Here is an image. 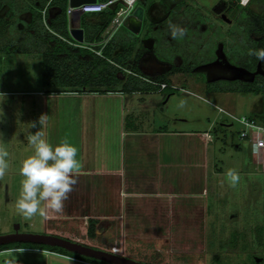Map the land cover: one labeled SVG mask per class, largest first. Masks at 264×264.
Masks as SVG:
<instances>
[{"label": "rangeland", "instance_id": "rangeland-1", "mask_svg": "<svg viewBox=\"0 0 264 264\" xmlns=\"http://www.w3.org/2000/svg\"><path fill=\"white\" fill-rule=\"evenodd\" d=\"M140 1L137 0L135 5ZM219 1L186 0L189 4L186 8L180 7L181 0H168L169 11L165 5H160L168 13L165 20L159 26L141 32L135 52L139 48L144 49V45L147 48L151 45L152 54L159 60L173 64L179 56L183 64L192 67L206 61L210 54L216 52L219 46L217 42L223 40L230 62L238 65L246 63L253 68V54L250 50H254L255 40L248 33V22L251 20L242 11L239 22L229 25L213 10ZM12 4L16 6L18 3L12 0ZM251 4L260 7L259 12H264V0H252ZM233 18L236 19L235 15ZM12 23L7 33L3 34L2 39L5 40L0 42L3 49L9 46L21 49L0 52V111H3L0 117V149L9 153L6 157L8 168L0 176V233L9 232L16 223H20V229L25 231L53 233L56 230L62 233L60 235L88 240L83 238V233L87 231L86 220L79 223L49 219L47 208L43 216L45 221H42L39 214L25 217L17 211L15 203L23 179L19 172L21 162L34 151L26 139L29 132L43 130L45 138L53 144L67 139L77 146V154L91 153L89 149H92L94 133L90 128L94 124L91 122L95 120L92 116L98 114L88 109L99 107L95 105L101 97L67 98L63 92L47 93L42 85H35L39 83V73L41 75V53L34 51L31 38L20 33ZM170 23H187L184 35L174 38L170 32ZM186 35L196 36L194 40L191 39L193 41L188 47L181 42ZM125 42L124 45L130 48L132 42ZM171 76L175 79V88L170 95L169 89L126 93L133 98L125 106L126 114L129 116L131 110L141 113L143 127L167 125L172 128L207 129L211 123L210 129H217L219 137L214 155L218 163L209 161V178L206 188L202 190L205 191L201 199L204 204L198 201V206L192 201L190 215L186 212L187 208H184L183 214L179 209L175 210L174 218L141 220L140 228L145 234H149L150 228L159 232L152 239L148 235L136 236L139 233L134 234L137 229L133 224L131 228L129 226L127 236L125 232L122 234V223L118 221L104 235L112 239L111 243L115 239L121 240L122 247L115 249L118 253L132 255L151 264H264V171L255 159L250 140L240 136L244 125L229 114L219 111V107H222L238 117L256 115L262 108V93L243 92L238 87L234 90L218 89L230 85L240 88L253 86L255 82L207 81L204 73L198 71L174 73ZM257 78L263 81V76L258 74ZM70 100L73 106L67 104ZM42 114L44 124L40 128L39 117ZM33 122L36 127H31ZM103 126L106 125L94 124L100 132ZM77 159L80 165L88 164V161L81 162L78 155ZM229 169L239 174L235 185L226 176ZM198 211L201 212L199 216ZM162 231L165 234L160 233Z\"/></svg>", "mask_w": 264, "mask_h": 264}, {"label": "crops", "instance_id": "crops-1", "mask_svg": "<svg viewBox=\"0 0 264 264\" xmlns=\"http://www.w3.org/2000/svg\"><path fill=\"white\" fill-rule=\"evenodd\" d=\"M83 13L81 12V15ZM67 15L69 28L80 25L81 15L74 21H71L72 13H68V9ZM145 28L146 26L142 25L139 34L145 31ZM127 71L130 72L128 69ZM178 73L186 72H175V75ZM168 77L174 85L175 79L171 74ZM37 82L39 83L35 85L41 86L40 73ZM156 91L161 90L148 91V93ZM63 94L67 98L89 96L103 98L95 105L99 107L88 110L98 114L96 117L92 116L95 118L92 124L98 123L100 126V123H104L106 126L102 127L101 132L96 130L94 124L90 128L94 133L91 139L92 149H89L91 153L77 154L81 162L88 161V164L80 165L77 182L64 202L63 210L58 212L48 209L49 219L82 223L88 218H98L110 221L109 226L118 221L122 223V234L125 232L124 235L127 236L128 228L133 224L137 229L134 234L139 233L136 236L148 235L152 239L154 235L158 236L159 232L155 228H150L149 234H145L141 230L142 227L140 228L141 220L174 218L175 210L179 209L183 214L184 208H187L186 212L190 215L192 201L197 204L198 201L203 203L201 199L205 196V191L202 190L206 188L209 178V161L213 164L217 162L214 151L216 153L219 134L218 131L210 129L211 123L207 129L172 128L167 125L143 127L141 113L131 110L129 116L128 113L126 114L125 106H128L133 99L128 97L126 92L68 91ZM67 104L73 106L72 100ZM80 139L82 140V137ZM217 168L219 170V167ZM200 213L198 211V216ZM41 219L45 221L43 216ZM107 230L110 231L111 228ZM160 233L165 234L163 231ZM53 234L62 233L55 230ZM61 236L111 251H115L114 246L118 248L123 244L117 239L111 243L110 238L102 239L97 236L91 238L87 235V231L83 233V238L88 240H79L75 239L78 237L64 234ZM21 248L1 249L0 264H105L49 248ZM115 252L118 253L117 250ZM129 257L139 259L132 255Z\"/></svg>", "mask_w": 264, "mask_h": 264}, {"label": "trees", "instance_id": "trees-1", "mask_svg": "<svg viewBox=\"0 0 264 264\" xmlns=\"http://www.w3.org/2000/svg\"><path fill=\"white\" fill-rule=\"evenodd\" d=\"M156 1L160 5H165V9L169 11L168 0ZM16 2L18 4L13 6L12 0H0V42L5 40L2 39L3 34L7 33L12 22H14L12 24L16 25L20 33L31 38L30 41L33 43L34 51L41 53L40 80L44 91L47 93L68 91L109 92L115 90L131 93L134 91L148 92L169 89L170 95L174 93L175 87L168 75L175 72H192L191 66L182 62L179 63L178 60L181 59L179 56H177L176 63L173 64L162 60L167 64V68L149 73L145 71L141 64L147 56L152 54L153 48L151 45L149 48L144 45V49L139 48L135 52L134 49L137 43L140 42L141 33L135 34L130 31L126 26V22L113 33L106 43H103V33L120 8V3L111 4L100 11L83 13L79 26L84 28L85 40L84 42H78L71 36L69 31V18L67 15L69 0H16ZM222 2L223 0H220L214 8H217ZM251 2L252 0L247 4H241L240 0H237V6L243 8V10L241 9L239 12L238 8L232 12V16L235 15L236 19L239 20L243 11L247 18L251 20L248 22V33L257 36L254 39L255 50L264 48V12H259L261 8L253 7ZM188 5L186 0H181L180 7L187 8ZM52 8L56 9L53 10ZM177 21L181 22L180 19H177ZM153 25L147 13L143 20V27L146 26L145 31L153 28ZM229 33L232 34L231 31ZM146 35L150 36V34ZM195 38L196 36L186 35L181 42L188 47ZM125 41L132 42L130 48L124 45ZM13 50L20 51L21 49L19 47L13 49L10 46L5 49L0 47V52H12ZM25 50L31 52L29 49ZM253 63V68H251L252 63L250 64L251 67L246 63L243 66L254 70L257 64L261 63L264 67V60L257 59L255 55H253ZM256 79L253 81L255 82L253 86L246 85L240 88L239 86L230 85L228 88L218 87V89L234 90L238 87V90L243 92L262 93L261 110L256 115L247 116L264 123V78L263 81ZM162 83H165V86L162 87ZM216 130L215 128V132H217ZM109 223L110 221L103 219L88 218L87 235L91 238L96 236L102 239L107 238L104 233L112 225L109 226ZM11 247L49 248L85 260L108 264L105 261L75 253L63 247L34 242L1 244L0 250Z\"/></svg>", "mask_w": 264, "mask_h": 264}, {"label": "clouds", "instance_id": "clouds-1", "mask_svg": "<svg viewBox=\"0 0 264 264\" xmlns=\"http://www.w3.org/2000/svg\"><path fill=\"white\" fill-rule=\"evenodd\" d=\"M169 28L174 38L184 35L185 29L179 25L170 23ZM250 53L257 59L264 60V48L250 50ZM2 116L3 111H0V117ZM43 124L44 114L39 117V127L42 128ZM31 127H36L35 122ZM26 139L34 151L21 162L19 172L23 179L15 208L25 217L35 214L44 216L46 208L62 211L64 202L77 182L80 168L78 148L67 139L51 143L45 138L43 130L30 131ZM8 155L6 150L0 149V176L8 168ZM226 176L232 185L239 180V174L232 169L227 171Z\"/></svg>", "mask_w": 264, "mask_h": 264}, {"label": "flooded vegetation", "instance_id": "flooded-vegetation-1", "mask_svg": "<svg viewBox=\"0 0 264 264\" xmlns=\"http://www.w3.org/2000/svg\"><path fill=\"white\" fill-rule=\"evenodd\" d=\"M146 1V2H145ZM141 0L139 3L144 5L148 16L150 18V22L154 24L153 26H159L166 18L168 13L163 11V8L160 4L157 3L156 0ZM250 0H246V3H249ZM241 2V0H240ZM237 0H223L222 4L217 8L213 7L214 12L220 14V18L227 22L229 25H233L238 23L237 19H234L232 16V12L236 11L239 7L237 6ZM241 4H244L241 2ZM215 6V5H214ZM230 16H229V15ZM184 29L186 28V24H179ZM252 39L257 38L255 35H251ZM146 39H143V41ZM219 45L217 47L216 52L208 57L206 61H203L196 66L191 67V71L203 72L206 76V80H228V81H241V82H253L257 78V75L263 76L264 78V67L261 63H258L254 70L244 67L243 65H238L233 62H230L229 57L227 56V47L225 41L219 40L217 42ZM179 63L181 59L178 60ZM141 67L147 72H154L161 68H167V64L164 61L159 60L154 55L150 54L141 64ZM239 67V68H238ZM189 73V72H188ZM22 230V229H20ZM14 231V227L9 232Z\"/></svg>", "mask_w": 264, "mask_h": 264}, {"label": "water", "instance_id": "water-1", "mask_svg": "<svg viewBox=\"0 0 264 264\" xmlns=\"http://www.w3.org/2000/svg\"><path fill=\"white\" fill-rule=\"evenodd\" d=\"M95 1L97 0H69V5L78 6L83 3ZM146 13L147 11L144 5L140 3L136 4L133 11L126 18L127 28L133 33L139 34ZM80 15V10H74L71 16V21L78 19ZM69 31L75 40L78 42H84V28L79 25H73L69 28ZM11 242H34L59 246L75 253L103 260L109 264H151L146 261L119 254L115 251L94 247L58 234L20 230V223L15 224L14 231L0 233V245Z\"/></svg>", "mask_w": 264, "mask_h": 264}, {"label": "built area", "instance_id": "built-area-1", "mask_svg": "<svg viewBox=\"0 0 264 264\" xmlns=\"http://www.w3.org/2000/svg\"><path fill=\"white\" fill-rule=\"evenodd\" d=\"M136 1L137 0H97L95 2L83 3L78 6H69L68 13H73V11L76 9L80 10L82 13L95 12L104 9L111 4L120 3V8L112 18L103 34L104 37L102 42L106 43L108 39L113 35V33L117 30V28L126 22L127 16L133 11L136 6ZM241 2L245 4L246 0H241ZM98 53H100V51H98ZM163 86H165V83H162V87ZM219 111L221 113L229 114L231 117L235 118L244 125V128L240 132V136L247 137L250 140L252 151L255 154L256 161L264 171V123L254 118H250L246 115H243L241 117L235 116L229 110H226L222 107H219ZM17 248L22 249L21 247ZM113 248L117 249L116 246H114Z\"/></svg>", "mask_w": 264, "mask_h": 264}]
</instances>
